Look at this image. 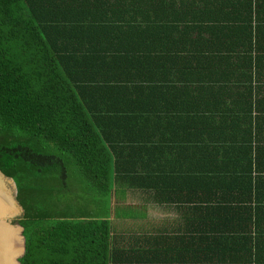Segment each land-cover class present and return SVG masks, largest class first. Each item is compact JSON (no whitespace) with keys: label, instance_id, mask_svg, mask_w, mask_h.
Returning a JSON list of instances; mask_svg holds the SVG:
<instances>
[{"label":"trees","instance_id":"obj_1","mask_svg":"<svg viewBox=\"0 0 264 264\" xmlns=\"http://www.w3.org/2000/svg\"><path fill=\"white\" fill-rule=\"evenodd\" d=\"M0 170L20 264H264V0H0Z\"/></svg>","mask_w":264,"mask_h":264},{"label":"water","instance_id":"obj_2","mask_svg":"<svg viewBox=\"0 0 264 264\" xmlns=\"http://www.w3.org/2000/svg\"><path fill=\"white\" fill-rule=\"evenodd\" d=\"M13 183L17 193L15 181L6 176L0 170V264H15L13 257L17 253L18 239L13 229V222L17 216V209L13 204ZM18 206L23 208L15 198ZM21 228L23 249L17 256V264H20L19 258L22 257L26 250L25 237L23 235L24 228L17 224Z\"/></svg>","mask_w":264,"mask_h":264},{"label":"rangeland","instance_id":"obj_3","mask_svg":"<svg viewBox=\"0 0 264 264\" xmlns=\"http://www.w3.org/2000/svg\"><path fill=\"white\" fill-rule=\"evenodd\" d=\"M13 199L16 198V190H15V186H14V183H13ZM98 198V205L95 207V214H98L100 216H104V215H107L109 213H111L112 215H118V213L122 214L123 217H128L129 214H133L132 210L131 209H128L125 205L124 207H118V206H112V210L110 212H107L106 214V210L107 209V206H105V201H106V197H102V199L97 196ZM127 203H132V202H138V200L134 197H130L128 200H126ZM121 205V204H120ZM116 212V213H115ZM22 214V210H21V207L18 208V211H17V216L15 218V220L18 218V216H20ZM147 217L149 218V220H154V221H157V218L158 217H163V215L161 214L160 215V212H158V209L155 207V206H150L148 211H147ZM111 215V216H112ZM115 217V216H113ZM151 218V219H150ZM14 220L13 224L14 225H17L18 223ZM149 220H144L143 224L145 225L147 223V221ZM142 222H135V221H132V220H128V219H125L124 221L121 222V224H119V227H134L136 224H140ZM143 224H140V226H144ZM137 228V226H136ZM22 234V233H21ZM18 237V236H17Z\"/></svg>","mask_w":264,"mask_h":264},{"label":"bare ground","instance_id":"obj_4","mask_svg":"<svg viewBox=\"0 0 264 264\" xmlns=\"http://www.w3.org/2000/svg\"><path fill=\"white\" fill-rule=\"evenodd\" d=\"M14 199H12L13 200V204H14V206L16 207V209L18 211V208H19L18 203ZM13 229H14V231L16 233V236H18L17 237V239H18V249H17V253L13 257V260H14L15 264H17L16 258H17V256L20 254V252L23 249V239H22V234H21V228L18 225H14L13 224Z\"/></svg>","mask_w":264,"mask_h":264},{"label":"crops","instance_id":"obj_5","mask_svg":"<svg viewBox=\"0 0 264 264\" xmlns=\"http://www.w3.org/2000/svg\"><path fill=\"white\" fill-rule=\"evenodd\" d=\"M149 209V208H148ZM158 212H160V215L162 214L163 217H158L157 220L158 221H164V222H168V221H175V214L169 210L164 209L162 206L157 207Z\"/></svg>","mask_w":264,"mask_h":264}]
</instances>
